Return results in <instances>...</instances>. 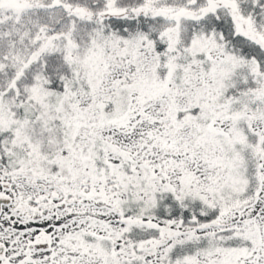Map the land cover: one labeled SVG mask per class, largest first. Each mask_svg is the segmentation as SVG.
Returning <instances> with one entry per match:
<instances>
[{
  "label": "snow or ice",
  "instance_id": "6c2138e0",
  "mask_svg": "<svg viewBox=\"0 0 264 264\" xmlns=\"http://www.w3.org/2000/svg\"><path fill=\"white\" fill-rule=\"evenodd\" d=\"M0 264H264V0H0Z\"/></svg>",
  "mask_w": 264,
  "mask_h": 264
}]
</instances>
